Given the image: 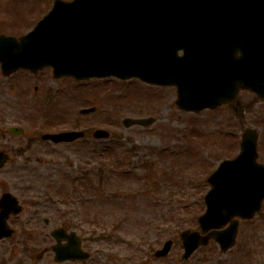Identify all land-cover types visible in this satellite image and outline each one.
<instances>
[{
	"label": "rangeland",
	"instance_id": "obj_1",
	"mask_svg": "<svg viewBox=\"0 0 264 264\" xmlns=\"http://www.w3.org/2000/svg\"><path fill=\"white\" fill-rule=\"evenodd\" d=\"M12 2L0 0V25L20 35L47 13L53 0ZM130 81L55 80L49 70L7 78L0 73V133L9 126L24 130L23 137L6 133L0 138L11 157L0 170V195L10 192L23 209L8 221L14 233L0 241V264H58L49 250L50 232L63 225L81 237L90 259L61 264H264V203L252 220L240 222L235 246L226 253L210 242L183 261L179 240L182 230L198 229L206 178L221 161L236 156L244 129L258 132V162L264 164V101L242 91L232 105L190 114L175 107L173 87L147 88ZM137 89L162 99L135 95ZM87 107L96 110L78 114ZM58 115L68 120L56 127ZM125 118L154 121L126 128ZM69 130L84 131L85 138L70 145L40 138L45 131ZM95 130L109 136L94 139ZM107 147H116L114 157L102 161L111 166L110 175L95 155L89 156L105 154L101 150ZM85 174L92 186H80ZM168 239L173 241L170 254L155 259L153 253Z\"/></svg>",
	"mask_w": 264,
	"mask_h": 264
},
{
	"label": "water",
	"instance_id": "obj_2",
	"mask_svg": "<svg viewBox=\"0 0 264 264\" xmlns=\"http://www.w3.org/2000/svg\"><path fill=\"white\" fill-rule=\"evenodd\" d=\"M181 52V55L179 54ZM50 67L54 78L76 80L138 78L177 90L176 106L198 113L229 103L240 89L264 100V0H56L52 10L18 40L0 37V69L8 76L18 69L32 73ZM94 108L80 110L81 114ZM152 119H125L126 127L150 125ZM10 132L21 135L22 130ZM82 132L47 134L54 144L72 142ZM97 130L95 138H106ZM255 130L245 129L240 152L223 161L207 179L206 211L198 222L206 236L184 231L183 258L213 238L225 252L234 245L238 221L251 219L264 200V165L257 162ZM6 157L0 153V167ZM0 239L11 235L9 214L21 208L14 197L0 199ZM55 260H84L75 233L55 229ZM66 240V244H60ZM167 241L156 257L166 256Z\"/></svg>",
	"mask_w": 264,
	"mask_h": 264
},
{
	"label": "trees",
	"instance_id": "obj_3",
	"mask_svg": "<svg viewBox=\"0 0 264 264\" xmlns=\"http://www.w3.org/2000/svg\"><path fill=\"white\" fill-rule=\"evenodd\" d=\"M232 107V106H231ZM233 110L237 113L238 112V109L237 108H233ZM59 120V119H58ZM105 150V154H102V153H93V154H89V156H93V155H95V156H93V158H95L96 160H97V162H99L100 164H102V160H105V158L104 157H107L108 159L109 158H111V157H114V155L112 154L113 153V148L112 147H107V148H104V149H102L101 151H104ZM102 155L104 156V157H102ZM113 166V165H112ZM110 167L111 166H109V165H104V164H102V168L104 169V170H107V172H108V170L110 169ZM101 168V169H102ZM108 175H110V172H108ZM99 176L101 177V175L99 174ZM87 183H89L91 186L93 185V183H92V180H91V178L87 175V174H85V175H82L81 176V178H80V186H83V185H86ZM100 187H101V185H100Z\"/></svg>",
	"mask_w": 264,
	"mask_h": 264
},
{
	"label": "flooded vegetation",
	"instance_id": "obj_4",
	"mask_svg": "<svg viewBox=\"0 0 264 264\" xmlns=\"http://www.w3.org/2000/svg\"><path fill=\"white\" fill-rule=\"evenodd\" d=\"M20 0H13V2L12 3H15V2H19ZM26 2H30V1H33V0H25ZM36 1V0H35ZM2 32H0V34H1ZM13 76V75H12ZM14 85H13V88H15V89H17V88H20L19 86H18V84L17 83H13ZM4 135H6V133H3V134H1L0 133V138L2 137V136H4ZM4 152L5 154H7L8 156H9V154L7 153V150L3 147V146H0V152Z\"/></svg>",
	"mask_w": 264,
	"mask_h": 264
}]
</instances>
